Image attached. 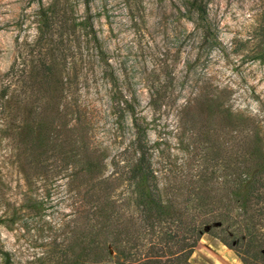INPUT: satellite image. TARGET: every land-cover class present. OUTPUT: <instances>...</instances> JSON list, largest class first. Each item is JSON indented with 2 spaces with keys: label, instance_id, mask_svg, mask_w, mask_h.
<instances>
[{
  "label": "rangeland",
  "instance_id": "rangeland-1",
  "mask_svg": "<svg viewBox=\"0 0 264 264\" xmlns=\"http://www.w3.org/2000/svg\"><path fill=\"white\" fill-rule=\"evenodd\" d=\"M190 1L0 0V264H78L90 239L87 198L74 175L81 127L104 152V174L135 157L130 115L118 122L113 112L111 84L80 24L87 18L147 124L165 195L201 173L210 180L215 171L212 181H221L242 135L255 130L264 149V0H203L207 32ZM42 114L55 123L38 148L27 125ZM105 253L98 262L81 258L122 264L110 245ZM190 261L243 264L208 233Z\"/></svg>",
  "mask_w": 264,
  "mask_h": 264
},
{
  "label": "trees",
  "instance_id": "trees-1",
  "mask_svg": "<svg viewBox=\"0 0 264 264\" xmlns=\"http://www.w3.org/2000/svg\"><path fill=\"white\" fill-rule=\"evenodd\" d=\"M189 7L207 32L205 2L191 0ZM80 24L89 28V41L97 50L102 77L111 84V107L119 116L118 122L130 115L133 137L129 146L135 157L124 165L115 162L114 169L104 174V152L90 143L83 127L77 132L74 175L82 196L87 198L88 208L81 210L86 212L90 227L89 244L81 246L77 263L84 264L81 257L87 254L98 262L110 245L122 264H192L194 247L201 235L208 233L243 264H264V149L259 134L253 130L239 137L235 165L223 166L221 181H212L215 171L209 172L210 180L201 173L185 191L176 188L165 195L153 167L147 124L137 114L134 98L129 100L119 88L90 19ZM52 74L51 69L43 71V81L49 83ZM37 116L27 127L35 136V146L41 148L50 141L55 119L45 114ZM67 143L62 139L60 145L64 148ZM122 183L124 188L115 192ZM78 229L81 242L85 232L82 225Z\"/></svg>",
  "mask_w": 264,
  "mask_h": 264
}]
</instances>
